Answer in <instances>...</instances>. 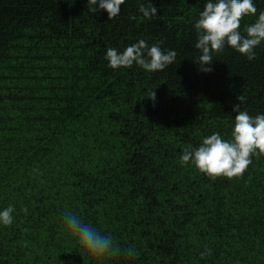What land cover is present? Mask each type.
I'll use <instances>...</instances> for the list:
<instances>
[{"label":"trees","instance_id":"trees-1","mask_svg":"<svg viewBox=\"0 0 264 264\" xmlns=\"http://www.w3.org/2000/svg\"><path fill=\"white\" fill-rule=\"evenodd\" d=\"M143 2L108 19L87 0H0V211L15 208L0 264H264V155L232 179L180 163L213 132L231 138L239 95L264 114V42L253 60L226 45L204 72L194 23L207 0H152L150 20ZM141 39L175 63L108 67L107 48ZM65 210L140 255L92 256Z\"/></svg>","mask_w":264,"mask_h":264},{"label":"clouds","instance_id":"clouds-1","mask_svg":"<svg viewBox=\"0 0 264 264\" xmlns=\"http://www.w3.org/2000/svg\"><path fill=\"white\" fill-rule=\"evenodd\" d=\"M125 0H87L88 10L97 13L101 9L107 12L108 19H113L120 12V6ZM138 11L145 19L157 16V9L152 0H145L138 4ZM257 7L253 0H207L198 19L194 23L197 33L195 47L200 51L198 62L203 67L201 71L211 72L213 53H221L225 46L233 48L249 60L256 58L254 49L264 42V11L257 15ZM246 16H256V20L248 24L241 34V21ZM136 19V17H130ZM159 41L149 45L141 39L125 47L123 51L109 47L105 59L112 69L128 68L134 64L149 71H163L175 63V50H163ZM148 98L155 101L156 93L151 90ZM239 104L233 105L234 123L231 138L225 139L219 132H213L202 138L197 147L183 149L180 163H189L210 178L227 177L229 179L241 177L252 163L253 156L264 155V114L251 116L247 110H241L245 97H237ZM27 214V208L21 209ZM15 208L8 205L0 211V225L11 226L14 221ZM63 220L68 230L78 239L79 244L94 257L111 259L124 256L134 259L140 252L134 245L122 246L110 233L102 232L93 225L85 223L78 214L65 210ZM26 243V242H25ZM212 250L206 248L201 258L211 256Z\"/></svg>","mask_w":264,"mask_h":264}]
</instances>
